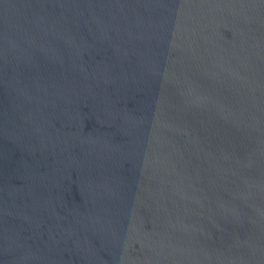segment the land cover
<instances>
[{
	"label": "water",
	"instance_id": "95a60500",
	"mask_svg": "<svg viewBox=\"0 0 264 264\" xmlns=\"http://www.w3.org/2000/svg\"><path fill=\"white\" fill-rule=\"evenodd\" d=\"M0 264H264V0H0Z\"/></svg>",
	"mask_w": 264,
	"mask_h": 264
}]
</instances>
